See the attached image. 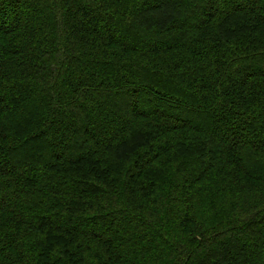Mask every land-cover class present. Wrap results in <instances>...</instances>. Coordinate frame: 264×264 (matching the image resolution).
I'll return each mask as SVG.
<instances>
[{
	"label": "trees",
	"instance_id": "obj_1",
	"mask_svg": "<svg viewBox=\"0 0 264 264\" xmlns=\"http://www.w3.org/2000/svg\"><path fill=\"white\" fill-rule=\"evenodd\" d=\"M0 264H264V0H0Z\"/></svg>",
	"mask_w": 264,
	"mask_h": 264
},
{
	"label": "rangeland",
	"instance_id": "obj_2",
	"mask_svg": "<svg viewBox=\"0 0 264 264\" xmlns=\"http://www.w3.org/2000/svg\"><path fill=\"white\" fill-rule=\"evenodd\" d=\"M123 102V101H122ZM110 108H108V111H109Z\"/></svg>",
	"mask_w": 264,
	"mask_h": 264
}]
</instances>
